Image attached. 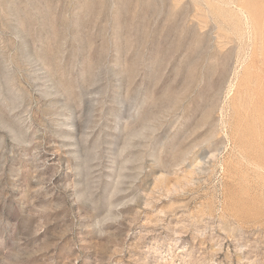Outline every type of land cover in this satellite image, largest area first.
<instances>
[{"label":"rangeland","instance_id":"1","mask_svg":"<svg viewBox=\"0 0 264 264\" xmlns=\"http://www.w3.org/2000/svg\"><path fill=\"white\" fill-rule=\"evenodd\" d=\"M256 12L0 0V264H264Z\"/></svg>","mask_w":264,"mask_h":264},{"label":"bare ground","instance_id":"2","mask_svg":"<svg viewBox=\"0 0 264 264\" xmlns=\"http://www.w3.org/2000/svg\"><path fill=\"white\" fill-rule=\"evenodd\" d=\"M255 1V0H254ZM256 4H257V1H256ZM257 7H258V5H257ZM259 7H260V4H259ZM257 11V10H256ZM256 14H257V16L256 17H258V12H256ZM260 15V14H259ZM263 16V15H262ZM261 16V17H262ZM261 17H258V18H261ZM264 17V16H263ZM258 20V19H257ZM262 20V19H261ZM259 21H260V19H259ZM264 22V21H263Z\"/></svg>","mask_w":264,"mask_h":264}]
</instances>
